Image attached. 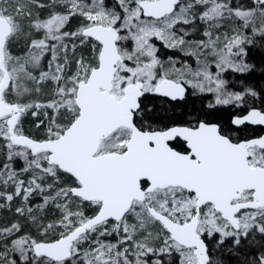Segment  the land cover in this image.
<instances>
[{
    "label": "rangeland",
    "instance_id": "374dc122",
    "mask_svg": "<svg viewBox=\"0 0 264 264\" xmlns=\"http://www.w3.org/2000/svg\"><path fill=\"white\" fill-rule=\"evenodd\" d=\"M54 1L58 2L61 12L51 11L44 17H34L32 30L26 35L32 39L23 57L9 53L7 42L20 34L19 22L23 17L30 16V7L23 0H0V16L11 26L4 50V67L11 79L6 92L10 90L12 96L16 97L8 102L4 92L3 100L22 109L15 127L17 135H24L21 122L28 113L30 118L38 117L33 122L37 127L46 121L47 125L41 131L49 132L47 129H51L52 133L58 135L56 138L61 135L57 131L56 118L59 114L73 116L74 121L78 113L74 103L77 86L86 81L90 71L98 66L100 45L83 34L89 27H110L120 32L117 47L121 46L122 49L124 46V50L118 52L121 62L117 65L111 91L116 99L122 97L123 89L129 84L142 82L143 92L148 94L167 79L183 84L193 94L210 95L211 106L239 105L240 95L228 89L224 73L244 72L246 68L241 59L243 46L250 43L252 35H264V7L242 11L230 7L228 0H193L196 7L180 5L172 15L159 21L143 18L139 9L142 0H116L120 14L107 11L100 0H47L44 5ZM77 13L86 23L83 21L81 27L72 23V31L69 32L66 24ZM191 22H197V27H201L202 39L192 41L179 33L183 26ZM20 43L22 45L24 42ZM20 43L14 49L20 48ZM159 47L175 49L182 58L179 62L170 59L160 62L157 54ZM42 67L37 77L35 73ZM7 120H0V153L4 148L6 159H20L21 165L20 170L14 171L12 163L5 159L7 163L2 165L0 173V244L8 248L0 250V262L7 260L11 250H16L21 260H25L29 252L33 253L35 243L45 242L42 240L51 236L55 228L52 224L54 216L57 220L60 217L59 226H69L68 219L62 218L64 207L74 198L70 189L78 187L76 181V186H67L61 185V180L49 177L55 174L53 167L47 163L48 154H42L46 155L44 157L32 156L27 149L12 146ZM129 137L130 131L118 129L101 141L96 155L124 152ZM248 152L250 167H264V151L253 148ZM28 155L34 159H29ZM42 160L47 167L42 165ZM27 196L41 199L30 207L26 203ZM250 198L249 193H244L241 201ZM84 203L90 207L100 206L99 203ZM147 207L184 224L194 215L195 198L179 188L147 194L145 203L133 204L128 213L131 220L124 217L120 222L104 223L83 235L71 248L72 259L81 264H158L157 261L146 263L144 257L154 252L174 251L178 256L176 264H197L192 251L171 241L162 226L148 215ZM50 208L55 211L45 222L39 215ZM260 216H264V208L241 211L237 215L239 231L235 232L211 205L206 204L200 209L197 233L208 239L212 236L224 239L236 234L243 235L258 227L257 219ZM143 217L157 223L156 232L152 233L150 223ZM87 219L79 218L77 224L61 237ZM111 233L117 240L114 243L102 238Z\"/></svg>",
    "mask_w": 264,
    "mask_h": 264
},
{
    "label": "water",
    "instance_id": "95a60500",
    "mask_svg": "<svg viewBox=\"0 0 264 264\" xmlns=\"http://www.w3.org/2000/svg\"><path fill=\"white\" fill-rule=\"evenodd\" d=\"M264 5V0H253ZM180 0L139 2L143 18L159 21L172 15ZM11 34L10 24L0 16V120L6 122L9 142L27 149L32 156L48 154L47 163L70 175L78 187L70 194L84 202L99 203L97 212L65 236L32 246L33 255L53 263L71 256V248L83 235L105 222H120L133 203L143 204L146 195L156 190L179 188L195 198L194 215L184 224L147 207L148 215L169 234L171 241L191 250L197 264H208L207 247L197 233L200 209L209 204L222 220L239 231L237 214L264 208V167H250L249 149L264 151V133L240 142H231L215 124L196 127L172 126L162 131L142 132L133 123L145 95L140 81L127 85L122 97L111 95L112 82L121 57L117 51L119 33L114 28L92 26L83 34L100 45L97 68L77 86L74 103L78 110L74 121L56 139L36 141L17 135L15 127L22 109L6 103L3 94L11 84L4 67V49ZM187 88L171 80H162L153 94L170 101L184 98ZM234 127L249 126L264 130V112L251 109L232 119ZM118 129L130 131L122 153L96 155L101 141ZM179 138L189 153L182 154L168 143ZM145 184L143 187L142 184ZM252 192V201L239 202L244 192Z\"/></svg>",
    "mask_w": 264,
    "mask_h": 264
},
{
    "label": "trees",
    "instance_id": "16d2710c",
    "mask_svg": "<svg viewBox=\"0 0 264 264\" xmlns=\"http://www.w3.org/2000/svg\"><path fill=\"white\" fill-rule=\"evenodd\" d=\"M23 1L25 2V5L30 7L28 9L30 16L23 17V19L19 22L18 30L20 34H16L8 40L7 50L9 51V53L24 57V54L28 52L27 47L30 43L29 41L32 39L31 36L26 35L30 32V29L32 30L31 22L34 17H44L46 13H49L51 11H54L56 13H59L61 11L58 8L59 6L57 1L52 2V4L48 3L46 5H44V2L46 3L47 0ZM100 1L107 11L117 12L118 14H120V10L116 0ZM180 2V5L188 4L187 7L197 6L194 5L193 0H180ZM227 2L230 7L242 11L254 10L256 8L264 7V5L254 2L253 0H228ZM83 21L85 22V20L81 19V15L77 13L75 17L71 18L70 21L67 22L65 28H70L69 32H71L72 23L76 24L77 26L80 25L81 27V23ZM197 24V22H191L183 26V30L179 33L185 36L186 39L198 41L202 39V36L200 32L201 27H197ZM41 33L43 34V32ZM118 33L120 37V32ZM16 41H18L19 43L22 41L24 43H22V45L21 43L19 44V46L21 45L20 48L14 49V46L18 43ZM123 48L124 46H122V49ZM122 49L121 46L119 48L117 47L118 52ZM81 50L83 53L85 52L84 49ZM157 54L160 62H164L166 59L179 62L178 60L182 58V55H180L179 51L175 49L170 50L163 47H159ZM183 59H185V57H183ZM241 59L244 67L246 68L244 72L238 73L227 71L223 76L228 83V89L240 95V102L237 107L233 105L211 106L210 95L193 94L188 88L184 98L179 101L162 99L155 96L153 93H148L145 94L139 102L140 108L139 111L134 115V125L138 130L142 132H153L162 131L172 126H187L193 128L196 127L199 123H206L217 125L219 132L234 143L259 137L263 133V130L261 128L249 126L234 127L232 125V119L234 117L243 116L251 109H257L260 112H264V35L254 34L251 36L250 43L243 46V54L241 56ZM22 60H24V58ZM42 69L43 67L38 70L35 75H39ZM13 98L16 97L12 96L10 90L6 92L5 99L8 102H11ZM37 118L38 117L30 118L29 113L23 118L21 122V131L23 132V134L35 140H44L46 138H48L47 140L55 139L58 135L54 132L52 133L51 129H47L49 130V132L41 131L43 127L47 125L46 121L41 122L38 127L34 125L33 122ZM73 118V116L69 117L65 113L59 114L57 116V131L59 132V134H62L63 131L73 122ZM1 150L0 173L2 172V165L7 163L5 162L6 155L4 153V148ZM41 156L44 157L46 155L41 154ZM28 158L34 159L29 155ZM6 160L12 163L14 171L20 170V159L18 160L17 158H15ZM42 165L47 167L44 160H42ZM51 167H53L52 170L55 175L49 177L58 179L56 181L61 180V185L76 186L75 180L70 175L61 172L52 165ZM142 185L143 187L145 186L144 183ZM74 198L71 199L72 201L70 204L64 207V216H62V218L68 219L67 221H69V226H64L65 228L59 226L58 220L60 219V217H58L59 219L57 220V218H55L54 216L52 218V224L55 225V228L51 236L48 238H44L42 241L51 242L61 238V236L69 228L77 224L79 218L82 217L89 219L97 212L98 206L90 207L88 204L84 203V201L82 202L80 199ZM40 199L41 198L38 197L36 198L33 196H27V206H35V204H37ZM53 211L55 210L50 208L47 210V212L39 215V218L46 222V220H49V215ZM128 213L125 215V217L131 220ZM143 218L150 223V226L153 230L150 231H152V233L156 232L158 227L157 223L150 221L145 217ZM111 222L112 221H108L105 223L110 224ZM257 224L258 227H253L243 235L236 234L224 239H219L217 236H212L209 239L205 235L200 236L207 247V254L209 257L208 264H262V260L264 258V216H260L259 219H257ZM102 238L110 243H114L117 241L114 239V234L112 233L105 235ZM2 249L8 248L0 244V250ZM10 254L11 255L7 258V260L0 262V264H81V262L76 263L72 259V256H70L63 262L53 263L51 261L46 262L43 260V258H37L31 252L28 253L27 257H25V260H21V256H19L16 250H11ZM144 261H146V263L157 261L159 262L158 264H176L178 262V256L174 251H160L154 252V254L152 253L149 256L147 254L144 257Z\"/></svg>",
    "mask_w": 264,
    "mask_h": 264
},
{
    "label": "flooded vegetation",
    "instance_id": "af4514ba",
    "mask_svg": "<svg viewBox=\"0 0 264 264\" xmlns=\"http://www.w3.org/2000/svg\"><path fill=\"white\" fill-rule=\"evenodd\" d=\"M263 130V129H262ZM263 133H264V130H263ZM262 133V134H263ZM261 134V135H262ZM260 135V136H261ZM259 136V137H260ZM258 138V137H257ZM168 145L172 148V149H174L175 151H177L178 153H182V154H187V153H189V150H188V148H187V145H186V142H184V141H182V140H180L179 138H175V139H173L171 142H169L168 143ZM145 187V186H144ZM244 193H249L250 194V196H251V198H250V200H248V201H244V202H250V201H252V192H250V191H246V192H244ZM243 193V194H244ZM190 194V193H189ZM243 194H242V196H243ZM242 196H241V198H242ZM239 202H242L241 201V199H240V201ZM258 210V209H257ZM248 211H252V210H248ZM239 214V213H238Z\"/></svg>",
    "mask_w": 264,
    "mask_h": 264
},
{
    "label": "bare ground",
    "instance_id": "6f19581e",
    "mask_svg": "<svg viewBox=\"0 0 264 264\" xmlns=\"http://www.w3.org/2000/svg\"><path fill=\"white\" fill-rule=\"evenodd\" d=\"M181 3V2H180ZM90 39V38H89Z\"/></svg>",
    "mask_w": 264,
    "mask_h": 264
}]
</instances>
